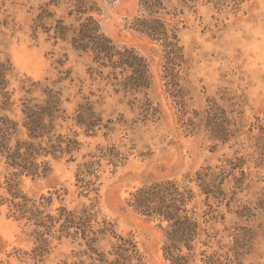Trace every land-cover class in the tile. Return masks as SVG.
I'll return each mask as SVG.
<instances>
[{"label": "rangeland", "instance_id": "374dc122", "mask_svg": "<svg viewBox=\"0 0 264 264\" xmlns=\"http://www.w3.org/2000/svg\"><path fill=\"white\" fill-rule=\"evenodd\" d=\"M51 1L0 0V60L12 68L0 117L19 123L11 145L26 140L23 104L43 103L53 89L61 117L51 138L80 146L71 160L40 156L46 175L0 156V264H115L121 238L136 246L126 264H172L167 223L131 206L138 190L162 182L192 192L185 208L201 235L191 264L205 256L264 264V0H162L152 16L141 0H96L101 31L147 61L150 85L138 91L121 85L130 69L101 67L55 38L58 20L76 18L72 3ZM155 17L177 35L172 60L163 41L135 26ZM211 107L226 140L208 127ZM81 110L91 130L79 124ZM204 172L213 174L211 194L198 180Z\"/></svg>", "mask_w": 264, "mask_h": 264}, {"label": "trees", "instance_id": "16d2710c", "mask_svg": "<svg viewBox=\"0 0 264 264\" xmlns=\"http://www.w3.org/2000/svg\"><path fill=\"white\" fill-rule=\"evenodd\" d=\"M72 3V9L68 16H75L71 24H64V20H58L55 26V38L63 41L69 40L74 49L85 53H92L94 61L101 67L112 69L123 68V72L130 69L132 74L121 83L125 89H147L150 85L147 61L139 56L133 49L120 51L113 41L107 37L100 28L99 23L91 14L99 10L96 0H66ZM58 3L52 0L51 3ZM141 6L150 13L156 15L163 9L162 0H141ZM47 13V10H44ZM42 17V16H41ZM41 20V18H40ZM136 28L155 40L163 41L168 49V58L177 57L180 48L174 29H169L160 18L137 19ZM12 68L9 62L0 60V89L4 90L8 85V75ZM47 100L43 103H33L29 100L23 104V123L28 138L24 141H16L11 145L12 138L19 132V123L8 116L0 117V156H5L8 163L22 172L31 175H46L49 172L48 162L37 163V159L44 155H52L55 159L62 154L70 155L79 150L80 143L60 135L54 141L51 134L55 129V122L61 116L59 96L60 92L47 88L45 90ZM7 95V93H5ZM7 105V104H6ZM149 106V103L145 104ZM217 108L211 107L208 111V127L215 136L226 140L229 130L224 121L217 116ZM91 117L86 111L81 110L79 124L85 125L88 130L94 127ZM48 139L45 142V139ZM210 172L200 173L198 180L205 192L211 194V183L208 178ZM192 198V192L179 190L175 182L155 183L138 190L133 195L131 206L133 209L148 217H157L161 222H166V240L164 245L165 256L172 264H191L195 250V242L200 238L201 229L199 222L189 215L185 208ZM206 231H204L205 233ZM207 234V233H206ZM209 238V235H208ZM123 243L118 246L119 259L115 264H126L127 260L136 257V246L128 240L120 239ZM207 245V243H204ZM184 250L187 252L184 253ZM204 255V254H202ZM204 264H217L219 260L215 256H205Z\"/></svg>", "mask_w": 264, "mask_h": 264}]
</instances>
